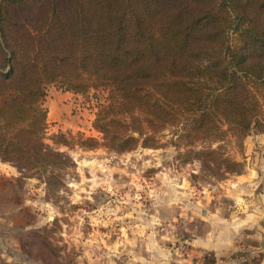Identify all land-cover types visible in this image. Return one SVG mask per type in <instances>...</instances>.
Listing matches in <instances>:
<instances>
[{
	"label": "trees",
	"instance_id": "obj_1",
	"mask_svg": "<svg viewBox=\"0 0 264 264\" xmlns=\"http://www.w3.org/2000/svg\"><path fill=\"white\" fill-rule=\"evenodd\" d=\"M50 84L106 92L101 141L47 136ZM166 129L182 162L240 172L223 144L264 134V0H0L1 160L50 191L75 163L46 139L127 150Z\"/></svg>",
	"mask_w": 264,
	"mask_h": 264
},
{
	"label": "rangeland",
	"instance_id": "obj_2",
	"mask_svg": "<svg viewBox=\"0 0 264 264\" xmlns=\"http://www.w3.org/2000/svg\"><path fill=\"white\" fill-rule=\"evenodd\" d=\"M48 86L47 136L101 141L92 123L106 92ZM171 134L127 150L46 139L75 163L50 191L0 159V264H264V134H229L224 151L242 166L216 176L182 162Z\"/></svg>",
	"mask_w": 264,
	"mask_h": 264
},
{
	"label": "crops",
	"instance_id": "obj_3",
	"mask_svg": "<svg viewBox=\"0 0 264 264\" xmlns=\"http://www.w3.org/2000/svg\"><path fill=\"white\" fill-rule=\"evenodd\" d=\"M49 87V86H48ZM69 92L71 91H64V94H68ZM67 105H69V102L65 103L62 105V107H66ZM47 113H48V110H47ZM264 217V216H263ZM252 235H254L253 233H251ZM260 234H263V239H264V228H263V233H260ZM261 264V263H260Z\"/></svg>",
	"mask_w": 264,
	"mask_h": 264
}]
</instances>
